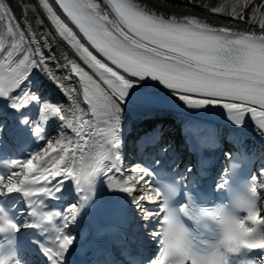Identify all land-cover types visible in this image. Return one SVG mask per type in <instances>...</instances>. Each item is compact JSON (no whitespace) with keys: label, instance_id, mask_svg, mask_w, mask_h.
<instances>
[{"label":"snow or ice","instance_id":"snow-or-ice-1","mask_svg":"<svg viewBox=\"0 0 264 264\" xmlns=\"http://www.w3.org/2000/svg\"><path fill=\"white\" fill-rule=\"evenodd\" d=\"M187 2L247 27L165 15L137 0H36L34 9H23L21 22L0 0V99L44 142L26 158L0 161V264H23L17 243L26 229L39 233L32 243L47 264H68V257L85 247L92 253L86 264H264V256H249L264 253V168L233 187V178L250 162L247 153H225L229 167L215 189L227 195L212 205L197 202L193 167L177 174L159 158L127 168L123 163L126 108L168 103L137 92L146 79L159 82L187 109L222 107L237 129L251 117L264 136V0H231V6L228 0ZM30 11L44 17L41 26L47 20L76 59L64 55L61 62L47 54L54 52L51 33L33 29ZM33 70L61 89L67 106L33 91ZM32 105L38 107L35 119L23 115ZM51 120L60 122L61 131L48 138ZM184 126L186 132L200 127L191 121ZM159 140L160 133L153 132L140 138L138 147L145 152ZM218 144V135L208 129L196 149L203 153ZM160 151L166 154L168 148ZM206 165L199 160L200 175ZM65 184L71 199L50 207V201L63 200ZM102 208L112 218L108 230L120 241L98 245L91 232L82 231ZM133 226L134 235L143 231L157 244L147 259H137L129 247Z\"/></svg>","mask_w":264,"mask_h":264},{"label":"bare ground","instance_id":"bare-ground-1","mask_svg":"<svg viewBox=\"0 0 264 264\" xmlns=\"http://www.w3.org/2000/svg\"><path fill=\"white\" fill-rule=\"evenodd\" d=\"M207 1L208 0H193V4L208 5V4H206ZM137 2L142 4V5H147L148 7H154L156 10L163 12L165 15H177L178 17L185 15V14L195 15L198 18H200L201 20L212 24L213 26L228 25V26H231L234 28H241V29L247 27V25L240 24V23H237L235 21L225 22L221 17L212 16L206 12H203V13L190 12L186 9L187 5H189L187 0H185V3H183V4L179 3V7L164 5L162 3H159L156 0H137ZM228 2H229V6H231V0H228ZM5 3L10 4V6L12 7V9L15 12V15L17 16L18 19L21 20V22L23 21L24 15H25V13L23 12V9H25V8L34 9L36 6V0H5ZM210 3L219 4V3H221V0H210ZM195 8L198 9L197 7H195ZM27 17H28L29 22L32 24L33 29L37 33H51V35H49V42L51 43L54 52L53 53H47L48 55H53V54L56 55L57 58L61 60V62H63L62 57L64 55H67L70 58L74 59L70 55L71 53H69L68 50L65 48L66 46L64 47V45L58 40V37L56 36L54 31L51 30L50 25L47 22V20L46 19L44 20L43 26H41L39 24V20L43 19L44 18L43 16H41L36 11H30L27 13ZM45 27H47V29H45ZM60 74L62 75L63 73H60ZM39 78H42L41 80H43L42 82H40L41 85L47 84V86H49L51 88V91L55 92L54 94H56L57 97H59V96L62 97L61 101H65L64 105L67 106V104L69 102H68L67 98L65 97V95L63 94V92L61 91V89L52 80H50L44 73L40 72V74L34 76V72H32L29 84L32 82L34 83V81L39 80Z\"/></svg>","mask_w":264,"mask_h":264},{"label":"rangeland","instance_id":"rangeland-1","mask_svg":"<svg viewBox=\"0 0 264 264\" xmlns=\"http://www.w3.org/2000/svg\"><path fill=\"white\" fill-rule=\"evenodd\" d=\"M159 3H162L164 5H169V6H174V7H179V2L176 3H171L168 0H159Z\"/></svg>","mask_w":264,"mask_h":264}]
</instances>
